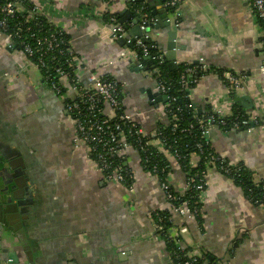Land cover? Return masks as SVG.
<instances>
[{
  "label": "crops",
  "instance_id": "0c3cea01",
  "mask_svg": "<svg viewBox=\"0 0 264 264\" xmlns=\"http://www.w3.org/2000/svg\"><path fill=\"white\" fill-rule=\"evenodd\" d=\"M32 3L69 36L84 78L95 73L122 83L126 111L144 132L167 123L161 103L149 99V93L156 91L155 79L134 71L133 63L122 57L124 48L100 34L108 25L104 14L121 18L122 11L133 13L134 7L146 6L150 15L159 2ZM149 17L156 23L154 16ZM167 17L169 27L153 28L146 35L165 54L167 35L175 27V65L202 62L244 75L234 101L248 117L258 116L262 126L251 133L214 128L208 139L219 156L246 168L254 182L264 183V73L259 70L264 41L249 0H181L175 25L173 17ZM126 25L131 27L130 21ZM226 91L222 80L207 75L189 91V99L197 111L214 105L228 112ZM73 139L74 123L62 98L0 33V155L22 160L27 179L20 206L24 232L12 239L0 226V264H170L167 246L150 220L152 212L168 210L169 205L158 180L143 172L138 153L126 151L134 173L129 192L120 184L103 183L88 148L75 146ZM164 156L172 166L171 187L183 193L184 174L168 153ZM196 160L192 157L191 163ZM206 182L201 224L172 213L170 233L185 225L184 246L193 256L207 254L214 264H264V207L250 203L242 187L215 168L207 172ZM19 242L28 247L30 261ZM4 248L8 253L17 251V260L8 262Z\"/></svg>",
  "mask_w": 264,
  "mask_h": 264
},
{
  "label": "built area",
  "instance_id": "2783aa9c",
  "mask_svg": "<svg viewBox=\"0 0 264 264\" xmlns=\"http://www.w3.org/2000/svg\"><path fill=\"white\" fill-rule=\"evenodd\" d=\"M162 7L167 9L168 14L173 17V23H176V17L179 15V6L181 0H160ZM27 2L33 6V11L38 13V9L33 5L32 0H3L0 1V31L7 30L6 19L14 18L16 14L22 12V3ZM250 8L255 16L256 21L260 24L262 29V39L264 41V0H249ZM140 8L137 13L142 15L141 21H150L152 19L148 15H143ZM101 17V16H100ZM104 17V15H103ZM50 20V19H49ZM50 22L59 29L57 32L50 34L39 35L41 29L38 24H34L35 32H32L31 27L28 25L29 21L17 23L15 25L16 32L14 33L18 39H21V33L24 32L28 38L20 41L22 53L28 58L33 56L34 53L39 54L38 62L41 67L45 69L46 63L41 59V56H49L50 63L57 64L58 67L55 70L54 78H51L50 72L47 70V74L43 77L46 81L48 88L57 96L61 97L64 104V109L74 123V145H83L88 148V152L95 164L97 170L102 176V181L105 184H120L124 186L129 192L133 191L134 173L128 166L125 159L126 151L133 149L137 153L143 152L144 161L142 169L143 172L151 177H155L160 185L161 190L164 193L165 200L169 203H173L177 200L176 196L170 191V178L171 172H167L164 178H158L159 173H165L162 169L159 170L156 161H151L146 157L149 149H155L163 154L167 153L164 150V146L167 144L166 138L162 135L161 131L156 127L149 133L136 123L133 116L126 111L123 104L124 88L122 83L116 81L105 75H97L95 73L88 74L85 78L82 76V64L75 53L72 43L69 39H64L63 32L66 33L57 24ZM119 18L113 14H108L107 24L113 25L115 28L107 36L112 40L119 38H126V28L119 24ZM141 30L144 27L141 25ZM148 38L144 35V40ZM27 39L32 40L33 44H30ZM127 39V38H126ZM128 41V40H127ZM163 55L156 54L150 56L148 47L144 44V41L136 39L132 48H124L122 57L129 59L133 64V67L142 70L144 68L142 64L143 58H149L151 61H156L158 64L163 63ZM60 59H64L63 64L69 67V72L64 71L59 64ZM31 65L32 63L29 62ZM184 70L179 76V93L186 92L189 94L190 86H196L199 81L205 75H213L221 77L224 84H226L227 97H228V112H225L222 108H217L212 105L209 107V111L202 115H194L193 123H195L201 133V137L205 140L208 139L210 131L214 128H226L231 130H240L243 132L251 133L255 128L261 127L262 122L258 116L242 118L241 115H233L232 107L235 104L234 97L238 90L243 86L245 77L241 73H237L231 70L224 69L220 72L219 69L211 67L202 62L196 64H186ZM260 72L264 73V64L260 67ZM145 75L152 76V72H143ZM83 77V78H82ZM156 90L161 97H165L166 100L161 103V108L165 114H171L170 105L176 102V97L169 95L170 84L167 81L155 80ZM70 92V96L66 95V92ZM152 103H156L151 100ZM188 108H193V105H188ZM195 107V106H194ZM178 110V109H177ZM108 111V112H107ZM139 116L143 119L145 114L139 113ZM163 125H167L163 124ZM193 127V126H192ZM191 126H189V129ZM188 129V130H189ZM187 129L180 130L183 133ZM171 131H175L173 127ZM196 148L202 154V145L196 144ZM171 157L177 162V151L171 155ZM192 157L197 160L193 164L191 163ZM221 156L214 154L206 155L205 172L202 173L201 179L194 185V189L199 192V204H203V198L207 190L206 175L207 172L214 168V165L219 164L218 172L225 176L234 177L237 173L236 170H231L229 165H222ZM198 161V156L193 154L190 156V166L195 167ZM172 169V166H171ZM185 176V175H184ZM194 183L193 177L185 178L184 191H187ZM260 190L264 192V184H260ZM264 195L259 201H254V204L263 205ZM172 213L180 216L184 220H195L198 216L202 215V210H191L186 206H178L172 209ZM157 216V214H155ZM150 220L152 218L150 217ZM159 223H160V219ZM197 222V221H196ZM198 223V222H197ZM199 224V223H198ZM160 231L161 227L155 228ZM187 227L183 225L177 229V232L172 235L170 229L167 231L165 237L170 238L175 243V248L168 252L169 261H176L175 264H210L205 258L200 256H193L190 250L185 252L187 248L184 246L181 236L187 232ZM158 236H160L158 234ZM160 238L163 240L162 236Z\"/></svg>",
  "mask_w": 264,
  "mask_h": 264
},
{
  "label": "trees",
  "instance_id": "16d2710c",
  "mask_svg": "<svg viewBox=\"0 0 264 264\" xmlns=\"http://www.w3.org/2000/svg\"><path fill=\"white\" fill-rule=\"evenodd\" d=\"M3 2V0H0ZM20 6H22V12L20 14H16L14 18H7L6 19V24H7V30L6 31H0V33L6 35L9 40L12 42L13 47L16 50H19L22 52V48L20 46V41L25 40L28 38V36L22 32L21 33V39H18L15 36L16 32V27L15 25L17 23H23L26 20L29 21L28 25L31 27L32 32H35L34 24H38L41 32H39V35H45V34H50V33H55L59 29H57L47 18L46 16H43L39 13H36L33 11V6L30 3L24 2ZM140 8L141 13L143 15H149V8L146 6L143 7H134L133 11H138ZM169 11V10H168ZM170 12V11H169ZM140 14V13H139ZM117 16V18L120 19V17L117 14H113ZM107 16L108 14H104V22H107ZM3 15H0V18H3ZM64 39H69V36L63 32ZM27 41L30 44H33L32 40L27 39ZM144 44L148 47V51L150 56L156 55V54H161L162 51L156 47V45L150 41L148 38L144 40ZM34 45V44H33ZM26 57V56H25ZM38 53H34L33 56L31 57H26L28 62H31L33 66L37 67L42 76L44 77L48 72L51 74V78H54V73L58 65L54 63H50V58L47 55H42L41 59L46 63L45 69L41 67L40 63L38 62L39 58ZM64 59H60V64L59 66L64 69V71L69 72V67H66L63 64ZM142 64L144 68L141 70L143 72H152L153 75L152 77L155 80H162V81H167V83L170 84V91L169 95L171 97H176V102L171 103L170 105V110L171 114L166 115L167 118V125H163L162 123H157L156 124V129L161 131L162 135L166 138L167 144L164 146V150L171 156L174 154L175 151H177V162L179 164V168L182 171V173L185 175L186 180L189 177H193L194 183L193 185L185 192L183 193H177L172 187H170V191L173 195L176 196L177 200L173 203H169V209L164 210V211H154L150 214V217L152 218V222L155 228L161 227V230H155L156 235H160L163 238L164 243L167 246V251H172L175 248V243L173 242L172 239L165 237L167 234V231L171 228V223L170 219L172 217V209L178 206H186L187 208L194 210H202L203 204H199V192L194 189V185L201 179L202 173L205 172V164H206V155L208 154H214L216 156H219L212 148L210 140H205L204 138L201 137V133L195 123H193V116L194 115H202L207 113L209 111V107L202 111H197L196 108L193 106V108H188V105H193L189 99V94L187 95L186 92L179 93V76L184 70L185 66H187L185 63L178 64L176 65V68L173 70H170L167 66V62L163 60L162 64H158L156 61H151L149 58H143L142 59ZM192 65V64H191ZM223 70H220V72ZM207 76V75H205ZM204 76V77H205ZM220 80L221 77H218ZM47 83L46 81H44ZM226 85V84H225ZM194 86H190V90ZM178 109V110H177ZM233 115L239 114L241 115L242 118H247L248 116L245 115L242 111L241 108L237 106L235 103L232 107ZM189 126L191 128L189 129ZM193 126V127H192ZM175 128V131H171L172 128ZM182 129H187L183 133H180V130ZM189 129V130H188ZM219 130L223 132H229L230 129L229 127L226 128H219ZM201 144L202 145V154H200L199 150L196 148V144ZM196 154L198 156V161L195 165V167L190 166V156ZM144 155L143 152H138L139 156V161H140V166L141 168L143 167V161H144ZM91 157V156H90ZM146 157L149 158L151 161H156L157 166L159 170L166 169L164 170L165 173H159L158 178H164L167 172H171V165L168 162V160L165 158L164 154L155 150V149H149V152L146 154ZM228 164L231 170H236L237 173L233 177L230 176H225L234 183L240 185L244 191L245 197L248 199L250 203L254 204V201H259L261 197L264 195V192L260 190V184H264L263 182H254L251 178L250 173L247 171L246 168L239 166V165H231L225 158L222 159V165ZM214 168L218 171L219 170V164H215ZM143 170V169H142ZM233 170V171H234ZM144 171V170H143ZM263 202V207H264V201ZM157 214V216H155ZM160 219V223L159 220ZM202 220V215L198 216L195 221L201 224ZM190 249L187 247L184 251L188 252ZM205 258L208 262L207 254L204 256H201ZM176 261H173V264H175ZM170 264H172V261H170ZM210 264H214L213 261L210 262Z\"/></svg>",
  "mask_w": 264,
  "mask_h": 264
},
{
  "label": "water",
  "instance_id": "95a60500",
  "mask_svg": "<svg viewBox=\"0 0 264 264\" xmlns=\"http://www.w3.org/2000/svg\"><path fill=\"white\" fill-rule=\"evenodd\" d=\"M135 2H141L142 0H133ZM159 2V5L155 7L154 10L150 12V16H154L156 23H152L150 21H141L142 15L139 13H130L122 11L120 14L122 17L119 19V24H122L127 30L126 34L130 37L127 41L126 38H119L116 41V43L121 47V48H132L133 43L135 42L136 39H140L141 41H144V35H146L148 32H150L151 29L153 28H163V27H169L170 26V21L168 20L167 14L168 11L167 9H164L160 3H162L160 0H154ZM166 18V20L163 22V20ZM130 21L131 27H127L126 23ZM163 22V23H162ZM141 25L144 27V30H141ZM115 28L113 25H107L104 27L103 31L100 33L101 35L107 36L108 34L111 33V31ZM147 36V35H146ZM168 38L169 42L167 43L166 46V52L163 55L164 60L168 63V66L171 67V69H175V59H174V54H175V45H174V40H175V27H173V30L168 33ZM132 68H134V71H138V68L133 67V65H130ZM149 99L154 100L156 103H160L166 100L165 97H161L156 90L153 93H149ZM235 133L241 132L239 131H234ZM19 188V187H18ZM2 195L0 196V222L4 226H17V228L20 229V231L23 233V228L22 224L20 223V220L22 217L19 216V200H22V196L17 197L15 192L11 189L10 191H7V188L5 189V193L1 190L0 191ZM2 196L5 197V199H2ZM5 200V201H4ZM13 228H10V231ZM11 238V237H10ZM20 245H24L22 242H19ZM25 251H27V256L30 261V251L28 247L25 246L24 248ZM4 253H8V249L4 248L3 251ZM9 257L15 258L16 259V254L15 253H10ZM17 262V261H16Z\"/></svg>",
  "mask_w": 264,
  "mask_h": 264
},
{
  "label": "flooded vegetation",
  "instance_id": "af4514ba",
  "mask_svg": "<svg viewBox=\"0 0 264 264\" xmlns=\"http://www.w3.org/2000/svg\"><path fill=\"white\" fill-rule=\"evenodd\" d=\"M7 158L8 157H6V156L0 155V178L2 180V187L0 188V191L2 190L4 192V194L6 195L5 189L7 188V191H10L12 189L15 192V194L17 195V197L22 196L25 192L24 188H25L26 183H27V179L25 177L26 173H25L24 164H23L22 160H20V159L8 160ZM1 195H2V193L0 192V196ZM2 199H5V197L2 196ZM18 202H19V205L21 206L22 200H19ZM18 210L20 213L19 216L23 217V215H22L23 211L21 210L20 207ZM21 221H22V219L20 220V223L22 224ZM0 226H1L2 232H4L6 235L8 234L9 236H11L12 239H19V237L22 235V232L20 231V229L17 228V226H15V225L12 227H9V226H4L0 222ZM10 228H13V229L10 231ZM19 245H20V243H19ZM21 247H22V250L24 251V253L26 254L27 251L24 250L25 246L22 245ZM16 253H17V251H15V254ZM4 254H8V256H9L10 253H4ZM12 260L15 261L14 258L10 257V259H8L7 261L12 262Z\"/></svg>",
  "mask_w": 264,
  "mask_h": 264
}]
</instances>
